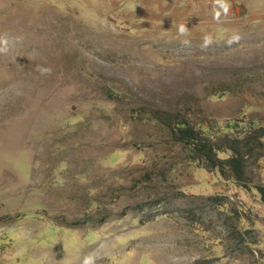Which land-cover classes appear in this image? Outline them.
Returning a JSON list of instances; mask_svg holds the SVG:
<instances>
[{
  "label": "rangeland",
  "instance_id": "obj_1",
  "mask_svg": "<svg viewBox=\"0 0 264 264\" xmlns=\"http://www.w3.org/2000/svg\"><path fill=\"white\" fill-rule=\"evenodd\" d=\"M263 192L264 0H0V264H264Z\"/></svg>",
  "mask_w": 264,
  "mask_h": 264
},
{
  "label": "trees",
  "instance_id": "obj_2",
  "mask_svg": "<svg viewBox=\"0 0 264 264\" xmlns=\"http://www.w3.org/2000/svg\"><path fill=\"white\" fill-rule=\"evenodd\" d=\"M171 130L174 134V136L183 141L186 145L190 147H197V139L195 132L192 128L189 127V125L184 122L180 121L175 123L174 125H171ZM210 156V159L215 165H218L221 168L219 169V172L224 171L225 169H229L230 172L235 174L236 178H240V162L237 160L235 156L228 157V158H222L219 156L214 155V158ZM216 161V162H215ZM264 194V192H263ZM264 197V196H263ZM263 202H264V198Z\"/></svg>",
  "mask_w": 264,
  "mask_h": 264
}]
</instances>
